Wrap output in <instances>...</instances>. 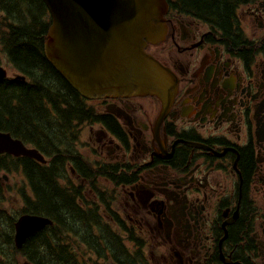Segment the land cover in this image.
<instances>
[{"label": "flooded vegetation", "instance_id": "obj_1", "mask_svg": "<svg viewBox=\"0 0 264 264\" xmlns=\"http://www.w3.org/2000/svg\"><path fill=\"white\" fill-rule=\"evenodd\" d=\"M194 16L170 6L165 39L147 45L178 78L163 115L155 96L88 100L99 117L79 126L80 135L89 129L98 137L86 174L104 194L95 173L102 165L118 172L105 178L115 189L98 206L122 244L111 243L109 258L264 264V0L239 8L240 42ZM2 154L0 211L25 185L11 181L13 163L1 162ZM85 177L69 175L81 184ZM6 256L0 262L17 258Z\"/></svg>", "mask_w": 264, "mask_h": 264}, {"label": "trees", "instance_id": "obj_2", "mask_svg": "<svg viewBox=\"0 0 264 264\" xmlns=\"http://www.w3.org/2000/svg\"><path fill=\"white\" fill-rule=\"evenodd\" d=\"M248 1L173 0L171 5L180 12L193 13L214 32L240 42L237 12ZM50 20L43 0H0V63L11 66L24 77L0 80V130L25 142H35L49 159L42 163L29 157L2 154L1 162L13 163L12 171L24 177L26 185L20 193L29 203L26 211L46 216L53 222L18 248L6 226L9 221L11 229L14 228V218L8 217L6 209L1 207L0 254L17 258L0 264L22 261L23 264H131L135 254L128 262L117 256L109 258L112 242L122 246L117 234L107 228L105 216L99 215L98 206L109 200V194L95 189L92 172L86 174L91 163L76 147L78 126L96 121L99 115L47 60L43 47ZM40 138L43 143L39 142ZM68 162L75 163V168L88 176L93 196L82 192L74 182H69V186L63 184ZM112 167L102 165L95 177L111 179L113 173L118 175ZM100 182L106 183L99 180L97 186ZM30 189L33 192L25 194Z\"/></svg>", "mask_w": 264, "mask_h": 264}, {"label": "water", "instance_id": "obj_3", "mask_svg": "<svg viewBox=\"0 0 264 264\" xmlns=\"http://www.w3.org/2000/svg\"><path fill=\"white\" fill-rule=\"evenodd\" d=\"M51 15L46 58L87 99L153 95L170 107L178 79L145 50L165 38L167 0H43ZM7 76L0 65V80ZM0 151L45 162L37 149L0 131ZM52 224L47 217L23 215L16 224L20 248Z\"/></svg>", "mask_w": 264, "mask_h": 264}, {"label": "rangeland", "instance_id": "obj_4", "mask_svg": "<svg viewBox=\"0 0 264 264\" xmlns=\"http://www.w3.org/2000/svg\"><path fill=\"white\" fill-rule=\"evenodd\" d=\"M49 21V19H48ZM7 69H8V73L10 76L14 75L15 74V69H13L11 66L9 65H6L5 63H2ZM86 128V127H85ZM98 141V137L96 135V131H90L89 129H86V131L83 133V135H79L78 136V140L76 141V147L85 155V157L91 161V162H94L96 160V153H95V150L94 148L96 147V144L95 142ZM11 181H16L14 183V185H17V184H20L21 183V177L20 175L18 174V172L16 171H13L12 173V176L10 177ZM103 180V179H101ZM105 181V180H103ZM108 182V181H106ZM64 184H69V181L68 180H64L63 181ZM78 183V182H76ZM105 185V190L108 191L110 188L112 189V191L115 189L114 186H113V183L111 182H108L107 184L106 183H103ZM86 188L88 189H91L89 187V184L86 183ZM109 188V189H108ZM90 196H93V192H90ZM9 199H11L12 197L10 195H8ZM14 199H13V204L10 206V205H7L5 204L4 207L7 209V215L10 216V217H15L16 216V212L20 209V206L22 205V202L20 200H17L16 197H17V193H15L13 195ZM123 197V196H122ZM0 260H2V258H0ZM21 260V259H20ZM24 261H22L21 264H23Z\"/></svg>", "mask_w": 264, "mask_h": 264}]
</instances>
